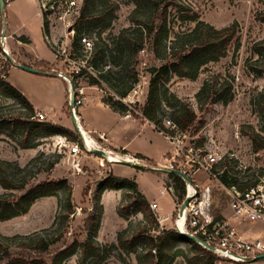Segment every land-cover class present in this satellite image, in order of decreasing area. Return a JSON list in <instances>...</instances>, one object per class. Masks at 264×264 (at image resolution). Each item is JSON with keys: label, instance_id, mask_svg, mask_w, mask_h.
Listing matches in <instances>:
<instances>
[{"label": "rangeland", "instance_id": "374dc122", "mask_svg": "<svg viewBox=\"0 0 264 264\" xmlns=\"http://www.w3.org/2000/svg\"><path fill=\"white\" fill-rule=\"evenodd\" d=\"M37 1L39 6L44 5L42 11L48 23V34H51L50 36L47 35V39L51 40L50 37L52 36L55 43L60 44V42H63L67 44L69 51L74 33H77L78 19L82 14L104 15L103 20L98 23V27L87 37L94 43L99 42L96 39V34L110 18L109 24L105 26L100 35V39L104 44L101 48L105 51V55L113 58L114 62L108 63V66L99 69L106 70L110 68L113 71L120 69L127 77H124L125 79L122 81L119 80V82L116 80H100L101 83L98 87L90 86L85 76L80 85L85 88L84 96L85 98L88 97L87 103L89 98L94 96L93 93L102 98L109 94L116 96L118 93L125 92V89L135 80L131 90L137 88L139 92L137 95L127 97L131 90L127 91L124 98L128 102H133L131 106L136 109L144 104L150 79L149 68L158 66L162 62L150 54L145 47V51L139 52L138 63L134 66V62L128 59L130 56L128 51H125L122 55L115 43L120 41L123 34H130L135 30L136 21L145 18L148 10L134 13L135 5L131 0H88L85 6H83V0ZM178 1L183 7L192 8L200 20L215 29H221L236 23L239 47L235 49L234 45H231L226 50L225 56L217 62L208 64L195 80L176 75L170 76L165 83L167 98L169 104H174L176 107L161 105L159 116L163 120L173 119L175 111L188 106L194 112L195 119L184 131L186 134L185 143H193V138L195 142L203 139L202 143L205 146H218L224 150L240 151L248 166L264 170V149L253 152L250 140V135H256L257 141L264 146V50H261L259 54L255 53L257 50L256 44L264 40V0ZM18 3L20 10L27 14H31L37 7L36 3L29 0H19ZM7 16H9L8 9H4L3 12L0 11V27H4L2 26V20L4 18L6 22ZM27 27H29L27 30L33 35L35 46H38L40 42L44 44L45 41L48 44L44 31L35 34L34 23H30ZM81 28L83 27L81 26ZM84 28L81 29V33H85ZM170 42L168 41V45H172ZM106 60L108 59L106 58ZM60 67L61 63L57 61L54 68L60 69ZM91 72L95 73L92 70ZM204 79L211 80L210 85H214L216 88L228 84L231 88V101L226 104L217 102L200 111L195 95ZM64 85L66 87L67 83L64 82ZM84 103L85 100L81 106L77 107L80 122L79 111L83 108ZM23 112L24 109L17 102L0 97V115L13 117ZM64 118L65 122L68 123L67 127L75 138L74 143L81 146L79 135L74 129L69 114L67 101ZM42 122L51 123L47 116ZM0 132L2 138L0 140V161L7 163L5 165L6 173L13 179L15 184L25 183L26 188H28L45 179L57 180L63 178L71 188L73 213L68 217V229L64 236L65 244H70L74 240L77 242L83 241L86 236L83 222L91 210H96V207L100 206L99 225L94 240L105 255L101 264H156L154 259L144 256L143 250L138 246L132 245L131 247V245L125 244L124 247H121L119 245L118 238L120 236L127 240L134 231L137 232L140 228L142 230L147 225L143 226V223L141 224L144 218L142 212L134 213L135 206H130L133 199L122 201L123 194H125L123 190L104 189L102 187L103 189L100 191L99 184L105 183L109 178L114 177V174L119 175L122 169L121 166L133 167L140 170V173L143 172L144 178L148 181V187H150L149 194L156 196L157 188L168 185L172 178L168 173L162 171L164 167L162 164L163 162L166 164V161L159 164L161 170H155L148 166L120 163L112 175L110 171L112 164L119 163L118 161L121 159L120 156L107 152V158L105 157L103 166H99L95 156L82 160L81 170L86 172L89 179L80 185L79 181L74 183L72 180L73 177H76V179L81 177L79 174H71L69 169L66 151L67 146L72 141H68L65 136L43 137V135L33 133L29 146L24 148L19 145L21 140L20 128L16 127L15 130L4 128ZM161 135L155 133L154 144L149 149L157 156L160 154L166 156L175 154V147L168 142L164 135ZM81 138L83 137L81 136ZM84 142L88 147H91V142L87 143L85 140ZM122 160L134 162L129 157H124ZM106 185L108 186V184ZM6 192L0 186V194ZM13 193L19 195L23 191H13ZM62 198L61 193L56 196L38 198L30 206L27 213L6 221H0V238L7 244H16L19 241L35 239L39 236L55 239L64 230L60 227L63 215L61 211ZM160 200L164 214H169L175 210L174 198L166 196ZM251 226L259 230L253 236H259L264 231V220L255 223H244L240 228L242 231L252 233L251 230L247 229ZM147 234L153 233L149 232ZM61 248L62 244L56 242L51 246V252ZM195 251V248H192L187 241L177 239L174 241L172 251L164 256L158 264H188L187 257ZM176 252L177 255L174 256ZM213 263L231 264L217 258L214 259ZM62 264H79V252L76 251ZM242 264H264V259Z\"/></svg>", "mask_w": 264, "mask_h": 264}, {"label": "trees", "instance_id": "16d2710c", "mask_svg": "<svg viewBox=\"0 0 264 264\" xmlns=\"http://www.w3.org/2000/svg\"><path fill=\"white\" fill-rule=\"evenodd\" d=\"M87 1L83 0V6L87 4ZM131 1L135 5L134 13L146 10L148 12L145 18L136 21L135 30L130 32V34H123L120 41L115 43L117 49L122 55L125 51H128L130 54L128 59L134 62V66L138 63L139 52L145 51V47L150 54L154 55L162 63L149 68L150 79L146 98L144 104L138 109L122 101L126 92L130 91L135 84V80L130 83L125 92L118 93L116 96L109 94L106 97H102L101 100L112 111L120 115L140 114L142 118L152 123L154 128L160 132L164 129L162 125L163 119L159 116L160 107L161 105H171L167 98L165 83L172 75L195 80L208 64L217 62L225 56L226 50L231 45H234V48L237 49L239 47L237 24L232 23L227 27L215 29L200 20L192 8L181 6L178 0ZM41 16L46 32L48 23L43 11ZM103 17L104 15L101 14L91 16L85 13L79 17L76 27L77 33H74L75 35L70 45L72 56L76 58L83 56L80 38L91 35L98 27V23L103 20ZM109 19L106 25L97 32V36L95 35L99 42H93L86 62L87 66H90L92 71L95 72L94 75L87 73V82L90 86L99 87L100 80H116L119 82V80L122 81L127 77L120 69L118 71H113L110 68L106 70H103V68L99 69L100 67L108 66V63L114 62L113 58L110 57V59L109 56H106L105 51L101 48L104 44L100 39V35L104 31L105 26L109 24ZM81 26L85 27V33L80 32L83 29ZM170 37L172 39L169 40ZM168 41H171L170 44L172 45H168ZM256 46L257 50L255 53L259 54L261 50H264V40L258 42ZM167 50L169 51L168 53ZM82 73L86 72L82 70ZM210 82L211 80L204 79L195 95L200 111L214 103L221 102L226 104L232 99L231 88L228 84L220 85L216 88V86L210 85ZM203 95L205 96L201 99ZM0 97L9 98L24 109L23 113L13 117L0 115V130L4 128L12 130H15L16 127L20 128L21 140L19 145L21 147L29 146L33 133L43 135V137L63 135L68 141H75L70 130L32 119L35 113L33 106L16 88L3 79H0ZM170 107L175 108L176 106L173 104ZM194 119V112L188 106H185L183 109L175 111L173 119L170 120L180 132H184ZM0 140H2L1 137ZM250 140L253 152L264 149L263 144L257 141L256 135H250ZM202 142L203 139H200L197 145H201ZM6 164V162L0 161V186L7 191L0 194V221H6L27 213L30 206L38 198L56 196L61 193L63 196L61 207L63 215L60 227L64 230L55 239L39 236L35 239L19 241L16 244H7L0 238V264H62L64 260L76 251L79 252V264H101L105 255L94 240L99 225L100 206L96 207L95 205L98 213L96 210H91L83 222L84 231L86 232L83 241L77 242L74 240L70 244H65L64 236L68 229V217L73 213L71 188L66 180L63 178L57 180L45 179L26 188L25 183L15 184L13 179L7 175ZM169 175L177 182V189L183 192V183L179 177L170 173ZM99 185L100 191L103 188L123 190L125 194H123L122 201L133 199L130 206H135L134 213L142 212L144 216L141 224L143 223V226H147H144L142 230L140 228L137 232L134 231L127 240L120 236L118 243L121 247H124L125 244H129L131 247L136 245L143 250L144 256L154 259L156 264H158L164 256L172 251L174 241L183 239L196 250L187 257L188 264H214L213 261L216 258L213 254L173 231H167L155 238L151 234H147L156 227V222L147 208L148 201L139 192L133 180L111 177L105 183L103 182ZM13 191H23V193L15 195ZM144 208L147 210L145 211ZM56 242H60L62 248L51 252V246ZM151 248H155V254L150 253ZM175 255H177V252Z\"/></svg>", "mask_w": 264, "mask_h": 264}, {"label": "built area", "instance_id": "2783aa9c", "mask_svg": "<svg viewBox=\"0 0 264 264\" xmlns=\"http://www.w3.org/2000/svg\"><path fill=\"white\" fill-rule=\"evenodd\" d=\"M43 8L41 4V13ZM45 38L56 60L61 63L60 69L49 68L45 72L62 79L68 88L70 83L73 84V92L67 94V105L78 127L80 119L77 107L85 100V88L80 82L88 74L94 75L91 67L86 64L93 42L87 37H81L80 45L84 55L76 58L71 55V47L70 51L67 49V44H57L48 40L47 36ZM7 39L8 36L0 31V79H4L9 67L14 65L9 62L11 56ZM82 70L86 73H82ZM138 92L134 88L127 97L137 95ZM122 101L130 105L133 103L125 98ZM45 117L44 113L35 111L32 119L42 122ZM162 125L164 129L160 133L175 147V154L164 157L168 162L164 168L176 170L183 176L176 175L183 183V192L177 189L173 177L168 185L157 189L158 199L149 201L147 205L156 222V227L150 231L153 233L151 236L155 238L167 231L185 233L194 237L198 246L218 260L235 264L255 261L257 256L264 254V231L259 236H247L240 227L244 223L264 220V170L248 166L240 151L205 146L204 143L197 145L194 138L193 143H185V132H180L168 119L163 120ZM79 139L81 146L72 142L66 151L67 163L74 175L82 172L83 158L92 154L94 149L88 147L80 135ZM133 160V163L140 166L136 159ZM104 161L100 158L99 166H103ZM166 196L175 199V210L169 214L162 212L159 203V199ZM185 199L188 201L181 209ZM150 253L155 254V248H151Z\"/></svg>", "mask_w": 264, "mask_h": 264}, {"label": "crops", "instance_id": "0c3cea01", "mask_svg": "<svg viewBox=\"0 0 264 264\" xmlns=\"http://www.w3.org/2000/svg\"><path fill=\"white\" fill-rule=\"evenodd\" d=\"M19 0H5L4 9L9 11L7 21L2 20L0 31L8 36V49L14 64H19L35 69L36 73L27 72L12 65L7 70L4 80L16 88L33 106L35 111H40L47 116L51 123L56 126L68 129V123L65 122V109L68 94V86L65 87L64 81L58 77L45 72L49 68L56 66L57 60L50 51L49 44L44 42L34 45L33 35L27 29L30 23H34L35 34L43 33L45 36H50L47 24V33L43 25L40 6L37 0H29L37 4V7L31 14L24 13L20 10ZM36 36V35H35ZM37 38V37H36ZM54 41L53 37H50ZM94 96L85 98L83 108L79 111L81 122L79 130L83 131L91 140V146L94 149L103 150L112 155L120 156V159L129 157L136 159L140 166H152L160 168L159 164L164 160V157H169L163 154L159 156L153 154L151 149L155 141V133L161 135L153 124L142 118L140 114L136 115H120L112 111L101 100V96L93 93ZM162 136V135H161ZM93 156L99 162V155L90 154L86 158ZM140 156V157H136ZM105 160V157H102ZM163 162L162 166L167 165ZM149 164V165H147ZM120 163L112 164L110 171L113 172ZM121 173L114 174L116 178H125L133 180L141 194L149 201L158 199L157 195L151 196L148 181L144 178L143 172L133 167L121 166ZM163 167V169H164ZM155 169V170H158ZM86 172L79 174L81 178L73 177V182L79 181L82 185L87 179ZM77 176V177H79ZM164 179V178H163ZM98 181V180H97ZM159 188V187H158ZM157 188V189H158ZM157 193V190H156ZM161 200L159 203L161 205ZM255 223V222H254ZM252 233H247V236H253L258 232L254 227L247 228ZM233 264V263H231Z\"/></svg>", "mask_w": 264, "mask_h": 264}, {"label": "water", "instance_id": "95a60500", "mask_svg": "<svg viewBox=\"0 0 264 264\" xmlns=\"http://www.w3.org/2000/svg\"><path fill=\"white\" fill-rule=\"evenodd\" d=\"M4 6H5V3H4V0H0V11L3 12L4 11ZM70 30V29H69ZM9 62L13 64V61L11 58H9ZM14 66H16L17 68L21 69V70H24V71H27V72H31V73H36L37 71L33 68H29V67H26V66H22V65H19V64H14ZM74 90V86L72 83H70V88H69V92L72 93ZM70 104H72V100L70 101ZM72 122L74 124V129L76 131V133L79 135L80 134V130L79 128L77 127L76 123L74 122L73 118H72ZM92 154H96V155H99L102 157H105L106 153L103 151V150H100V149H93L91 151ZM119 163H124V164H128V165H134V166H138L136 163H133V162H129V161H126V160H121V161H118ZM158 170H161V169H158ZM162 171L164 173H170V174H174V175H178L180 177H183L181 176V174L176 171V170H172V169H169V168H164L162 169ZM187 199H185L182 203V206H181V209L183 208V206L186 205L187 203ZM180 236H182L183 238H185L186 240H189L193 243H196L197 240L188 235V234H185V233H179ZM208 247V246H207ZM208 250H211V247H208ZM261 259H264V254H261L259 256H257V258L255 259L256 260H261Z\"/></svg>", "mask_w": 264, "mask_h": 264}, {"label": "bare ground", "instance_id": "6f19581e", "mask_svg": "<svg viewBox=\"0 0 264 264\" xmlns=\"http://www.w3.org/2000/svg\"><path fill=\"white\" fill-rule=\"evenodd\" d=\"M78 128H79V126H78ZM80 136H82L83 137V139L88 143V142H92L91 141V139L83 132V131H80V134H79ZM83 140V141H84ZM105 157L107 158V155H105ZM129 162H131V161H129Z\"/></svg>", "mask_w": 264, "mask_h": 264}]
</instances>
